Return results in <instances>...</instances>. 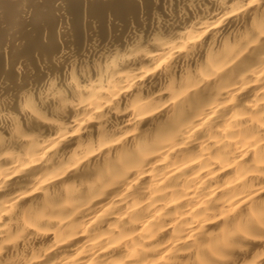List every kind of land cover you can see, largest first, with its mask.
<instances>
[{
    "label": "bare ground",
    "instance_id": "1",
    "mask_svg": "<svg viewBox=\"0 0 264 264\" xmlns=\"http://www.w3.org/2000/svg\"><path fill=\"white\" fill-rule=\"evenodd\" d=\"M0 264H264V0H0Z\"/></svg>",
    "mask_w": 264,
    "mask_h": 264
}]
</instances>
